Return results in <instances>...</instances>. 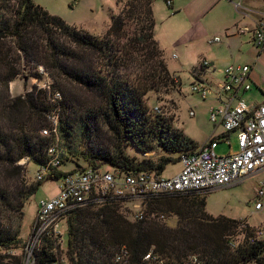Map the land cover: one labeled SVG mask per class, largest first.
<instances>
[{
  "label": "trees",
  "instance_id": "1",
  "mask_svg": "<svg viewBox=\"0 0 264 264\" xmlns=\"http://www.w3.org/2000/svg\"><path fill=\"white\" fill-rule=\"evenodd\" d=\"M153 1H128L119 14L111 16L105 34L93 36L49 14L33 0H0V84L6 86L21 73L16 65L20 58L24 64L41 66L51 79V93L33 87L23 95L2 97L0 116L8 129L0 127L4 179L21 177L22 167L16 164L20 159L36 167L46 164L47 149L56 142L60 166L66 160L63 148L78 154L84 167L106 166L127 173L161 174L167 164L178 162L180 153L197 147L164 115L148 110L143 99L150 90L174 86L154 39ZM126 22H133L135 29ZM141 56L151 64L136 70L133 62ZM57 94L58 99L53 97ZM49 114L57 116L56 133L40 135L41 130L50 129ZM100 126L110 133V146L99 142L76 152L66 143L75 133L86 138L91 132L100 134ZM129 145L141 159L128 155ZM155 149L164 156L147 159L145 155ZM76 168L83 167L74 164ZM54 174L59 179L67 172L58 169ZM42 181L22 182L11 191L0 187V212L14 219L5 217L8 223L1 225L0 214V250L6 252L0 255V264H23L21 256L8 251L22 244V207ZM205 198L191 191L145 201L149 214L176 217L174 226L155 218L129 221L117 200L78 208L66 217L67 259L70 264H185L195 256L198 264H264V239H257L255 229L241 220L208 214ZM237 234L242 235L240 241L235 240ZM49 247L46 243L36 250L33 264L52 263ZM121 247L128 256L115 262ZM147 254L149 259H144Z\"/></svg>",
  "mask_w": 264,
  "mask_h": 264
},
{
  "label": "built area",
  "instance_id": "2",
  "mask_svg": "<svg viewBox=\"0 0 264 264\" xmlns=\"http://www.w3.org/2000/svg\"><path fill=\"white\" fill-rule=\"evenodd\" d=\"M231 1L240 7L241 0ZM170 7V0H165ZM226 35H247L248 42L257 53L264 51V20L258 19L253 26L235 23ZM221 35L208 38L210 45L219 44ZM175 56V55H173ZM258 54L255 57L257 60ZM216 71L213 64L201 58L188 92L200 101H211L208 121L220 133L212 135L193 151H184L178 155L180 169L171 176H162L156 171L137 173L121 172L113 168H76L59 178L58 191L55 195L36 204L35 218L27 239L22 241L23 264H33L34 253L43 244L50 245L53 256L51 264H65L60 253H66L65 230L62 223L72 211L85 206L98 207L107 201L122 202L127 219L142 221L150 218L164 220V214L156 216L146 212L145 201L172 193L209 191L216 187H231L246 179H254L251 203L255 212L264 211V100L260 103L248 101L246 93L252 88L249 81L250 66L229 64L220 70L218 78L212 77ZM209 74V77H202ZM177 83L178 77H173ZM154 107L152 111L164 115ZM188 117L193 118L195 111L188 109ZM55 114H49V130H41L40 135L56 133ZM229 134H233L236 148L230 144ZM57 140V139H56ZM218 143H225L228 152L215 153ZM50 159L46 164L36 167L35 181L45 178L56 179L54 171L60 166V150L57 142L47 149ZM61 225V226H60ZM64 232V233H63ZM257 239H264V224L255 229ZM64 245V249L62 246ZM128 254L121 247L115 256V262H123ZM147 254L144 259H149ZM66 258V257H65ZM160 262V261H159ZM198 264L195 256H190L185 264Z\"/></svg>",
  "mask_w": 264,
  "mask_h": 264
},
{
  "label": "rangeland",
  "instance_id": "3",
  "mask_svg": "<svg viewBox=\"0 0 264 264\" xmlns=\"http://www.w3.org/2000/svg\"><path fill=\"white\" fill-rule=\"evenodd\" d=\"M130 0H33V2L49 14L60 17L66 24L82 29L93 36H103L107 31L110 23L111 16L119 14L120 10ZM189 0H177L179 6H187ZM162 0H155L151 4V9L154 13V39L157 41L159 48L163 53V61L167 71L172 77H178L179 81L174 82V86L169 87L165 90L162 88L158 91L150 90L147 92L143 99L147 109L152 110L154 107H158L161 113L170 121V124L175 126L184 135L190 137L195 141V145L202 141H207L212 135L219 134L221 129L214 128L208 121V110L212 105L211 101H200L196 96L191 95L188 92V85L192 79L191 70H189L186 62V57L195 54L196 51H204L205 58L210 60L211 58H218L221 61L215 63V68L222 70L229 64H246L249 65L256 53L253 52L252 56L249 55L250 47L247 42L246 35L237 36L235 35L232 40L224 41L222 44L210 45L207 39H197L195 37H186L182 30L183 23L180 17H175ZM213 14H211L212 16ZM129 29H135L133 22H126ZM225 26V25H223ZM211 26V33L214 31V35L224 32V27ZM227 26V25H226ZM222 28L220 31L219 29ZM223 30V31H222ZM212 35V34H211ZM175 55V56H173ZM261 52L258 55L256 65L253 69V89L246 93L247 100H255L261 102L264 100V57L261 56ZM11 64H15L14 59H10ZM148 62V64H147ZM154 62V61H153ZM145 64L150 65L151 60L143 58L137 59L133 62V68L138 70V67H144ZM21 73L17 75L13 80L8 82L6 86L0 84V107L2 104V97L8 96L10 98L18 95H23L25 92L32 90L33 87L36 89H42L49 93V84L51 79L41 66H35L33 63L24 64L23 59L20 58L19 64ZM140 68V69H141ZM212 73V77L218 78L219 71ZM35 73L39 77L35 76ZM204 78L209 77V74L202 76ZM255 88V89H254ZM73 90V88L71 87ZM88 97L85 93H83ZM58 94L54 95V98L58 99ZM191 108L195 111L193 118L188 117V109ZM1 109V108H0ZM0 127L1 130H7L0 116ZM174 128V127H173ZM99 132H91L89 137H78L77 133L74 136L67 138L66 143L71 146L76 152H83L86 147L91 145H111V136L106 128L100 126ZM6 131V132H7ZM8 133V132H7ZM60 143V141H59ZM197 143V144H196ZM230 144L233 149L236 148L235 141L233 138L230 139ZM199 146V145H198ZM62 148V147H61ZM127 153L130 157H137L141 159L140 153L133 149L130 145L126 148ZM3 152V149H0ZM62 152L66 157V160L59 167V170L68 172L74 168V164H78L81 167L85 166L83 159L77 154L68 153L62 148ZM228 152V146L225 143H218L215 148L217 155H222ZM164 152L155 149L153 152L145 155L147 159L153 161L157 160L160 156H164ZM13 155V152L11 156ZM175 157V156H174ZM17 165H21V177L15 178H3L2 165H0V187H4L11 191L12 188L20 186L22 182L25 185L35 183L34 175L36 172V166L27 159H20ZM103 168H108L104 166ZM180 166L177 163H169L165 166L164 171L161 173L162 176H168L175 174L179 171ZM264 176V173L261 175ZM254 179H246L241 183L231 187H216L209 191H198L200 196H206L205 198V211L211 216L222 215L231 219L241 220L248 226L254 229L264 224V211L255 212L253 204L250 202L253 195ZM59 179L44 180L24 203L22 207L23 216L21 219L19 237L22 241L27 239L28 233H30L31 225L35 218L36 204L41 200H45L58 191ZM145 210L147 207L145 204ZM123 215L127 219L126 212L121 208ZM1 225H7L8 220L5 217L13 218L8 215L7 212H0ZM155 217L156 213H152ZM9 219V220H10ZM66 221V219L64 220ZM131 221V220H129ZM169 226H174L176 217L165 216L163 220ZM61 226V225H60ZM62 227L65 230L66 236V223H62ZM239 229L237 228V231ZM64 233V232H63ZM242 235L237 234L235 236L236 241H240ZM21 246V245H20ZM64 249V245L62 246ZM9 254L15 256H21L24 263V253L22 248L11 249L8 251ZM6 254L3 250H0V255ZM60 258L63 259L65 264H70L67 259L66 253L61 252ZM66 257V258H65ZM7 260V259H6ZM3 259V261H6ZM246 264H252L248 262Z\"/></svg>",
  "mask_w": 264,
  "mask_h": 264
},
{
  "label": "crops",
  "instance_id": "4",
  "mask_svg": "<svg viewBox=\"0 0 264 264\" xmlns=\"http://www.w3.org/2000/svg\"><path fill=\"white\" fill-rule=\"evenodd\" d=\"M170 2H171L170 8H169L171 9L170 11L172 12L173 15H176L175 17H180L183 23L182 30L184 32V36L191 37V38L195 37L201 40L207 39L214 35L213 33L215 31L213 33H211L210 31L211 26L214 27L215 25H217V27H220V26L225 25L223 26L225 29L224 32L226 30L228 32L230 29H232V26L235 23H242V24L249 25L251 27L253 26L254 23H256V20H258L259 18L264 20V0H241L240 7H235L234 4L228 0H189L187 2V6H184V7L182 5L179 6V4H177V0H170ZM211 14L213 15L211 16ZM152 15L154 16L153 10H152ZM221 29L222 28H220L219 31ZM153 33H154V30H153ZM223 33L220 32V34H218V35H221L222 37H221V42L217 45L222 44L224 41L229 42L235 36V34L225 36ZM246 38H247L246 44H248V46L250 47L249 55L252 56V53L253 52L256 53V50L248 42L247 35H246ZM259 53H256V55L252 57L253 61L249 64L250 66L249 78L252 83H254L252 80L253 79L252 78L253 69L257 61L255 57L257 56V54L259 55ZM261 54H262L261 56L264 57V51H262ZM205 57L206 56L204 54V51H196L195 54H192L191 56L186 57L187 59L185 62V64L187 65L186 67H188L189 70L191 69L196 70L198 66V61L201 58L206 59ZM206 60L209 63L213 64L214 67H215V63H218L221 61L218 58H211L210 60L208 59ZM217 70L218 69H216V71ZM218 71L220 72V69ZM252 89L253 87L251 88V90ZM248 101H251V100H248ZM173 127L177 129L175 126ZM228 137L229 139L233 138V134H229ZM193 142L195 143V141ZM203 143L204 141L200 142L199 144L197 143L196 144L198 146ZM171 175H168V176H171Z\"/></svg>",
  "mask_w": 264,
  "mask_h": 264
}]
</instances>
